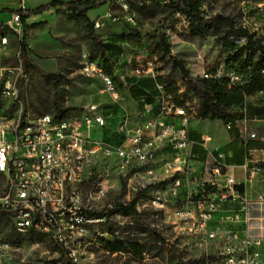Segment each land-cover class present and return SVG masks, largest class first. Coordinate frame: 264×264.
Instances as JSON below:
<instances>
[{
  "label": "rangeland",
  "instance_id": "rangeland-1",
  "mask_svg": "<svg viewBox=\"0 0 264 264\" xmlns=\"http://www.w3.org/2000/svg\"><path fill=\"white\" fill-rule=\"evenodd\" d=\"M51 1L0 0V70L18 66L23 69L18 78L20 105L0 99V110L12 113L20 107L22 113L30 117L44 113L59 115L58 109L67 108L70 109L64 115L80 114L89 104L97 103L111 116L110 126L114 130L121 119V109L132 107V98L127 94L125 101L114 103L100 79L82 75V64L86 58H93L111 73L121 65L120 73L127 74L131 66L126 57L146 47L156 56L158 71L166 80L177 88L185 85L183 97L197 110L189 123L191 139L209 150L205 160L201 153L193 156L191 150V156L178 163L169 165L172 157L159 156L152 163L128 170L122 169L113 157L99 155L90 161L83 196L86 197L99 182L106 187L102 209L97 212L98 216L104 214L106 220L92 228L118 231L125 251L132 253L113 256L98 250L96 264H214L216 243L209 242L206 248L196 245L195 236L190 233L192 221L182 219L178 211L182 208L194 210L193 203L198 197L208 196L207 187L221 188L210 182L215 179L211 174L215 158L222 163V174L227 170L226 164L243 163L249 187L244 194L246 209L241 212L240 220L233 217L241 208L239 201L221 202L211 227L220 237L243 236L247 227L252 234H264V203L257 201L258 195L264 192V151L250 154L242 142L231 137L225 122L202 116L199 95L187 85L181 70L174 66L160 44L164 34L172 55L184 61L194 84H201L203 75L225 64L243 42L239 31L242 0H201L205 20L199 27L200 32L193 31L182 16L172 13L158 1H148L126 10L119 0H60L64 3L23 18V14L34 12ZM98 1L104 3L86 12L90 23L80 11L65 4L86 6ZM15 15H19V20H15ZM97 21L101 27H96ZM101 43L119 45L121 51L104 50ZM119 87L121 93L126 91L121 84ZM247 104L264 106V78L246 83ZM130 117L131 122L136 123V118ZM251 128L264 140V118L251 121ZM114 138L118 139H110ZM229 150L232 151L230 159ZM251 160L258 161L262 168V173L253 178L245 167ZM231 173L239 182L236 174ZM186 174L188 178H184ZM177 178L182 180L178 187L174 185ZM219 180L222 182V177ZM136 197L139 198L136 212L124 211L122 207L129 206ZM0 234L13 245L15 260L20 263L45 264L58 250L54 241L46 236L17 233L1 212ZM134 242L144 245L145 256ZM103 248L119 252L112 250L108 242Z\"/></svg>",
  "mask_w": 264,
  "mask_h": 264
},
{
  "label": "built area",
  "instance_id": "built-area-1",
  "mask_svg": "<svg viewBox=\"0 0 264 264\" xmlns=\"http://www.w3.org/2000/svg\"><path fill=\"white\" fill-rule=\"evenodd\" d=\"M119 1L124 9H129L126 0ZM177 15L191 25L188 16ZM15 20H19V15H15ZM95 25L101 27L99 21ZM241 40L244 43L245 37ZM126 59L131 66L127 74H121L118 67L111 73L93 58H86L81 73L100 79L114 103L125 101L141 80L152 79L154 90L145 89L137 99L136 123L131 122L129 113L122 108L121 119L111 130V116L97 103L89 104L80 114L60 116L44 113L30 117L20 107L12 113L0 110V212L8 217L17 233L43 235L54 241L58 250L45 264H96L98 250L113 256L132 255L129 251L112 252L103 248L104 243L119 240L118 231L92 228L106 220V216L97 215L106 196L104 183L99 182L83 196L88 164L93 158L99 155L116 158L119 166L128 170L152 163L159 156L172 157L169 165L191 156L194 141L189 123L197 110L183 97L185 85L172 92L169 81H159L157 58L146 47L135 50ZM22 73V66L0 70V99L20 105L18 78ZM211 78L226 79L227 86L231 87L240 84L243 75L235 67L221 64L214 72L203 75V79ZM119 83L126 91L121 93ZM246 109V104L241 107L244 114ZM225 126L228 130L237 129L250 154L264 151V147H248L251 140H264L251 131L247 116L229 121ZM105 131L108 138L117 137L118 141H107ZM167 148L175 155L164 154ZM251 162L253 165L248 166L246 162L245 167L253 178L262 173V168L258 161ZM221 165L215 158L211 167L215 179L210 180L212 185L221 188L216 187L206 197L199 196L193 203L194 210L182 208L178 215L192 221L190 233L195 236L196 245L206 248L209 242L216 243L214 264H264V234H252L247 227L243 236L220 237L211 227L221 202L239 201L241 208L233 214L236 220H240L241 212L246 209L245 192L242 194L236 189L238 182L233 173L222 174ZM181 182L177 178L174 185L178 187ZM257 201L264 203V192L258 195ZM0 264H25L15 260L13 245L1 234Z\"/></svg>",
  "mask_w": 264,
  "mask_h": 264
},
{
  "label": "trees",
  "instance_id": "trees-1",
  "mask_svg": "<svg viewBox=\"0 0 264 264\" xmlns=\"http://www.w3.org/2000/svg\"><path fill=\"white\" fill-rule=\"evenodd\" d=\"M128 3L129 8L134 7L136 5H143L148 1H158L161 3L162 0H126ZM61 3H64L60 0H53L50 3L45 5L39 6L35 9L34 12L23 14V18L34 14L40 13L42 11L47 10L50 7L57 6ZM103 1H98L96 3H91L86 6H77L73 5L72 2H66V5H69L70 9L78 10L79 13L84 15L85 19L90 23L89 17L86 15V12L90 9L98 7L102 5ZM166 9H169L172 13H181L188 16L191 20V27L192 30L195 32H200L199 27L205 20L204 11L201 8V0H195L192 3H189L188 0H171L166 4H163ZM242 37H245V42L242 43L240 46L236 47L235 50L232 52L230 57L227 59L225 64L228 67H235L242 75L243 80L240 84L232 85L231 87L227 86L226 79H202L201 84H194L193 79L190 77V73L186 68L184 61L178 59L176 56L172 55L170 45L168 44L164 34L161 35L160 44L163 48L165 54L169 55L174 66L178 67L184 79L187 80V85L189 87H193L196 90V93L200 97V108L199 111L205 119L210 120H222L223 122L227 123L229 121H233L235 119L243 118L247 116L248 118H264V106L263 107H256L251 104H247V109L245 114L242 111L235 110L236 107H243L246 104V83L254 81L256 79L264 78V44L262 42V38L258 37L255 33L249 32L243 27L239 28ZM232 35V32L229 33ZM101 47L104 50L107 49H117L120 53L121 48L119 45H112L107 44L104 45L101 43ZM23 57L25 59V63L28 66L26 50L23 48L22 50ZM233 61V62H231ZM235 62V63H234ZM238 64H237V63ZM57 77L56 75H53ZM162 81V77H159ZM138 87V86H137ZM177 86L170 82L169 83V90L172 92L177 91ZM137 90V89H133ZM60 110L61 113L56 116L64 115L67 110ZM107 141H112L107 136L105 137ZM114 141V140H113ZM118 141V139H115ZM264 146V141H253L248 144L249 148L257 147L262 148ZM192 153L193 156L196 154H202V160H205L208 155V150L201 148V145L197 142H194L192 146ZM237 190L244 194V186L243 184L236 185ZM212 189V190H211ZM215 188L207 187L205 190L206 193L215 191ZM139 198L136 197L132 200L129 206H124L122 209L126 212H136V206L138 203ZM4 217L5 214L1 213ZM100 217H104V214H99ZM30 236H36L35 234H31ZM123 240H117L114 242H108L110 247L114 251H125V247L123 245ZM136 243L138 246V251L141 253L144 252L145 248L144 245L139 242Z\"/></svg>",
  "mask_w": 264,
  "mask_h": 264
},
{
  "label": "crops",
  "instance_id": "crops-1",
  "mask_svg": "<svg viewBox=\"0 0 264 264\" xmlns=\"http://www.w3.org/2000/svg\"><path fill=\"white\" fill-rule=\"evenodd\" d=\"M195 0H188L189 3L194 2ZM241 10H242V19H241V27L245 28L249 32L255 33L258 37L262 38V42L264 44V0H242L241 1ZM123 55V54H122ZM119 70L121 71V65H117ZM159 77H162V81H168L166 78L159 73ZM158 77V80L161 81ZM134 79L130 78L129 81H133ZM138 86V87H137ZM134 87L137 90H132L128 94L131 100L133 101L132 107L130 109H126L130 116H135L136 111L138 109V102L135 100V98L138 97L144 92L145 89H151L154 90V81L152 79H143L141 80L138 85ZM133 94L136 95V97H133ZM239 108H234L235 110ZM241 111V110H239ZM250 119V128H251V121H256L258 118H249ZM231 133V137L235 140H238L242 142L243 147L245 148L244 141L240 137L237 129H231L229 130ZM252 131V128H251ZM191 135V134H190ZM232 141V139H231ZM257 141V140H251L250 142ZM249 142V143H250ZM264 147V146H263ZM262 147V148H263ZM232 148V147H231ZM209 151V150H208ZM172 150L170 148H167L164 151V154H170ZM260 152H263L262 150ZM229 159L232 157V151L229 150L228 152ZM246 164V163H245ZM253 165L252 162L248 163V166ZM227 170H225V173H231L234 172L236 176L238 177V184H243L244 190H248L249 185L247 184L245 178L246 174L243 171V163L236 164V163H229L226 164Z\"/></svg>",
  "mask_w": 264,
  "mask_h": 264
}]
</instances>
